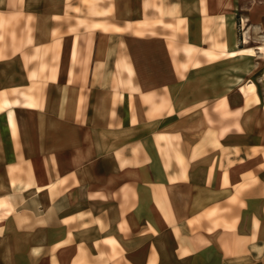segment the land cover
Returning <instances> with one entry per match:
<instances>
[{
	"label": "crops",
	"instance_id": "0c3cea01",
	"mask_svg": "<svg viewBox=\"0 0 264 264\" xmlns=\"http://www.w3.org/2000/svg\"><path fill=\"white\" fill-rule=\"evenodd\" d=\"M257 5L0 0V264H264Z\"/></svg>",
	"mask_w": 264,
	"mask_h": 264
},
{
	"label": "rangeland",
	"instance_id": "374dc122",
	"mask_svg": "<svg viewBox=\"0 0 264 264\" xmlns=\"http://www.w3.org/2000/svg\"><path fill=\"white\" fill-rule=\"evenodd\" d=\"M262 2H264V0H262ZM262 6V8H264V5H257L256 6V8L258 9V10H260V7ZM255 7V6H254ZM241 28H243V21L241 22V21H238V23H237V25H236V29L238 30V32H243V29H241ZM244 34V33H243ZM249 34V33H248ZM250 35V34H249ZM244 36V35H243ZM243 36H241V40L240 41H242L244 38H243ZM249 42L247 43V44H244V45H252V46H254V45H256L257 43L259 44L260 43V41H261V37H259V38H257L256 36H251V37H249ZM257 42V43H256ZM13 91V90H12ZM25 91V90H24ZM27 91V90H26Z\"/></svg>",
	"mask_w": 264,
	"mask_h": 264
}]
</instances>
